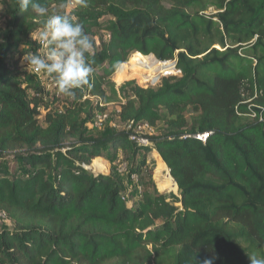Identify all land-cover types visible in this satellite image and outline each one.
Returning a JSON list of instances; mask_svg holds the SVG:
<instances>
[{
	"label": "trees",
	"instance_id": "16d2710c",
	"mask_svg": "<svg viewBox=\"0 0 264 264\" xmlns=\"http://www.w3.org/2000/svg\"><path fill=\"white\" fill-rule=\"evenodd\" d=\"M39 2L83 26L93 71L75 96L26 75L22 57L42 50L31 32L44 18L0 0V211L11 223L0 230V264L264 258V0ZM135 53L175 61L180 73L117 85L114 66ZM104 114L119 124L89 134ZM108 150L131 161L140 187L132 206L113 174L88 168ZM151 151L179 197L157 188ZM9 154L28 172L13 173Z\"/></svg>",
	"mask_w": 264,
	"mask_h": 264
},
{
	"label": "clouds",
	"instance_id": "9594fccd",
	"mask_svg": "<svg viewBox=\"0 0 264 264\" xmlns=\"http://www.w3.org/2000/svg\"><path fill=\"white\" fill-rule=\"evenodd\" d=\"M18 11L44 18L41 30L31 32V38L42 48L44 54L25 52L22 63L28 72L44 73L55 82L58 94L75 96L76 89L90 83L93 68L89 57L93 51V41L83 26L64 13L48 14V8L39 0H16ZM80 7H87V0H75ZM72 0H62V7ZM119 71L120 65L114 66ZM250 264H264V258L248 254ZM214 259V258H213ZM213 259H205L203 264H213Z\"/></svg>",
	"mask_w": 264,
	"mask_h": 264
},
{
	"label": "rangeland",
	"instance_id": "374dc122",
	"mask_svg": "<svg viewBox=\"0 0 264 264\" xmlns=\"http://www.w3.org/2000/svg\"><path fill=\"white\" fill-rule=\"evenodd\" d=\"M2 22L3 18L0 17V25ZM36 53L40 55L44 54L43 50H39ZM156 60L158 61V59H156L153 55L144 57L138 53H135L129 59V61L126 64H123V66L121 65L119 71L116 72L114 77L116 84L119 85L126 80L135 79L140 85L145 87H147L148 85L150 86V84H152L151 82H157L156 85H158L161 82L162 78H160L158 82L156 76L158 75L161 66ZM145 62H149L150 68L147 69L143 66ZM20 69L25 72L26 75L32 77L34 80L44 81V83L46 84L49 82V80L46 79V74H34L28 72L26 71L25 65L23 63H21ZM115 106L116 104H110L108 107V111L113 112L115 110ZM110 123H114L116 125L119 124L118 121H116V118L111 116L110 118H106L104 122H102V124L99 122V124H96V126H90L88 130L89 134H98L101 130L107 128ZM119 127L121 130H124L126 128L125 126L121 125ZM144 132L151 135L155 134L153 130L148 128H146ZM112 154V151L108 150L106 154L107 157H105L107 159L94 160L92 164L88 165V167L91 168L92 166L91 169L95 174H113L117 182L121 185L125 198L127 201H129V206H132L136 204V201L140 196V187L138 184L137 175L131 172V161L124 153L118 151L117 158L115 159H112V156H114ZM146 157L148 162H150L152 166H155L154 181L157 188L159 190L165 191L166 193H174L177 197H179L178 187H176L175 184L172 185V183H174V180L173 178H170L171 175L165 163L157 158L156 152L151 151L147 154ZM4 161L7 162V165L9 166L10 170L13 171V173L21 174L24 172H28V169L24 165H21L14 161L13 154H9L8 156H6ZM3 228H11V223L8 217L0 211V230Z\"/></svg>",
	"mask_w": 264,
	"mask_h": 264
},
{
	"label": "built area",
	"instance_id": "2783aa9c",
	"mask_svg": "<svg viewBox=\"0 0 264 264\" xmlns=\"http://www.w3.org/2000/svg\"><path fill=\"white\" fill-rule=\"evenodd\" d=\"M40 46V45H39ZM40 48H41V46H40ZM42 49V48H41ZM30 52H32V53H35L33 50H31ZM157 61V60H156ZM159 64H160V66H161V68H160V71H159V73H158V75L156 76L157 77V79H158V82H159V79L160 78H163V77H165V76H171V75H176V74H179L180 72H179V70H177V68H176V64H175V61H157ZM143 66L145 67V68H150V64H149V62H145L144 64H143ZM152 80V79H151ZM150 80V81H151ZM52 81V80H51ZM152 84H150V86H155L156 84H157V82H151ZM149 86V85H148ZM107 118V115L106 114H104V115H100V116H98V120L96 121V124L98 125L99 124V122L102 124V122H104V120ZM139 130H145L146 129V126H139V128H138ZM208 135H209V133H205V134H201V135H198L197 136V138L198 139H201V140H203V141H205L206 139H207V137H208ZM137 135H132L131 136V139H133V140H137ZM138 141L139 142H141V143H143V144H147L148 143V140L146 139V138H138Z\"/></svg>",
	"mask_w": 264,
	"mask_h": 264
},
{
	"label": "crops",
	"instance_id": "0c3cea01",
	"mask_svg": "<svg viewBox=\"0 0 264 264\" xmlns=\"http://www.w3.org/2000/svg\"><path fill=\"white\" fill-rule=\"evenodd\" d=\"M124 64H126V63H124ZM120 85V84H119ZM97 159H101V160H104V159H107V158H103V157H99V158H97ZM104 165V164H103ZM139 198H140V196L138 197V199H137V201L139 200ZM137 201H136V203H137Z\"/></svg>",
	"mask_w": 264,
	"mask_h": 264
},
{
	"label": "bare ground",
	"instance_id": "6f19581e",
	"mask_svg": "<svg viewBox=\"0 0 264 264\" xmlns=\"http://www.w3.org/2000/svg\"><path fill=\"white\" fill-rule=\"evenodd\" d=\"M144 57H145V56H144ZM150 58H151V57H150ZM169 177H170V176H169ZM170 178L172 179V177H170ZM171 179H170V180H171ZM174 184H175V182H174V183H172V185H174Z\"/></svg>",
	"mask_w": 264,
	"mask_h": 264
},
{
	"label": "water",
	"instance_id": "95a60500",
	"mask_svg": "<svg viewBox=\"0 0 264 264\" xmlns=\"http://www.w3.org/2000/svg\"><path fill=\"white\" fill-rule=\"evenodd\" d=\"M88 168H90V167H88ZM91 168H92V166H91ZM91 168H90V169H91Z\"/></svg>",
	"mask_w": 264,
	"mask_h": 264
}]
</instances>
